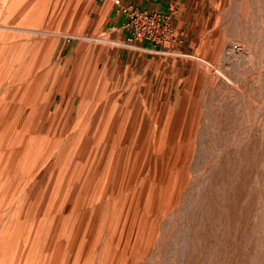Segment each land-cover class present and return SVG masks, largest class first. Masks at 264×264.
I'll use <instances>...</instances> for the list:
<instances>
[{
    "label": "rangeland",
    "instance_id": "374dc122",
    "mask_svg": "<svg viewBox=\"0 0 264 264\" xmlns=\"http://www.w3.org/2000/svg\"><path fill=\"white\" fill-rule=\"evenodd\" d=\"M204 4L179 92H125L112 0H0V264H264V0Z\"/></svg>",
    "mask_w": 264,
    "mask_h": 264
},
{
    "label": "crops",
    "instance_id": "0c3cea01",
    "mask_svg": "<svg viewBox=\"0 0 264 264\" xmlns=\"http://www.w3.org/2000/svg\"><path fill=\"white\" fill-rule=\"evenodd\" d=\"M107 0H103V4ZM207 0H120L121 7L131 6L137 10H146L168 16V27L159 43H139L134 46L135 57L132 74H126L129 65L125 59L120 65L123 81L132 88L125 92H179L182 81L189 69L199 63L201 50L205 45L201 34L207 16ZM117 7V6H116ZM120 30L123 40L127 34L122 29L124 18L113 13L110 19ZM128 71V70H127ZM126 71V72H127ZM149 87V89H148ZM165 88V90H164Z\"/></svg>",
    "mask_w": 264,
    "mask_h": 264
},
{
    "label": "built area",
    "instance_id": "2783aa9c",
    "mask_svg": "<svg viewBox=\"0 0 264 264\" xmlns=\"http://www.w3.org/2000/svg\"><path fill=\"white\" fill-rule=\"evenodd\" d=\"M119 7L120 0H112ZM124 18L122 29L127 34V45L134 47L139 43H159L168 27V16L137 10L131 6L121 7ZM135 45V46H136Z\"/></svg>",
    "mask_w": 264,
    "mask_h": 264
},
{
    "label": "bare ground",
    "instance_id": "6f19581e",
    "mask_svg": "<svg viewBox=\"0 0 264 264\" xmlns=\"http://www.w3.org/2000/svg\"><path fill=\"white\" fill-rule=\"evenodd\" d=\"M0 11H1V9H0ZM0 119H2V121L4 122V126H3V129L5 128V126L7 125V123H8V119H7V117L5 118L4 117V119L2 118V115H1V109H0Z\"/></svg>",
    "mask_w": 264,
    "mask_h": 264
}]
</instances>
